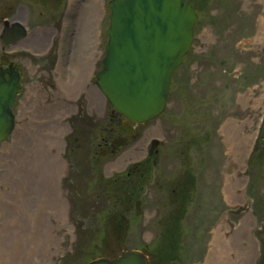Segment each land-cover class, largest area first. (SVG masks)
<instances>
[{"label":"rangeland","instance_id":"obj_1","mask_svg":"<svg viewBox=\"0 0 264 264\" xmlns=\"http://www.w3.org/2000/svg\"><path fill=\"white\" fill-rule=\"evenodd\" d=\"M109 1L100 0L93 27L101 61ZM188 1L199 8L197 22L191 47L172 75L167 106L114 153L105 145L115 121L103 96L97 100L87 87L80 91L76 85L51 92L50 103L59 101L55 106L66 125L59 151L64 218L58 195L48 202L39 191L43 182L38 170L23 165L22 139L5 142L0 156V264H48L51 259L53 264H88L128 250L143 252L150 264H201L212 228L222 220L238 226L246 214L254 222L253 264H264V0ZM80 3L34 0L28 7L36 24L55 30L61 48V40L79 37L73 15ZM251 93L260 99L254 111L240 103L242 95ZM74 104L79 108L75 115ZM89 111L94 115L88 118ZM251 114L253 131L257 126L259 131L250 150L244 151L234 132L235 150H229L225 123L246 121ZM27 121L26 114L23 129ZM152 140H158L156 163L144 150ZM143 162L145 168L135 172L133 165ZM228 178L240 185L242 202L226 201Z\"/></svg>","mask_w":264,"mask_h":264},{"label":"water","instance_id":"obj_2","mask_svg":"<svg viewBox=\"0 0 264 264\" xmlns=\"http://www.w3.org/2000/svg\"><path fill=\"white\" fill-rule=\"evenodd\" d=\"M108 37L95 85L111 109L136 125L164 112L172 75L193 41L197 12L188 0H111ZM19 78L0 77V142L13 127L10 111ZM123 140L114 142L115 148ZM158 145L154 140L151 150ZM154 163L157 153L154 154ZM140 203H135L136 213ZM88 264H149L139 250L117 258H98Z\"/></svg>","mask_w":264,"mask_h":264},{"label":"flooded vegetation","instance_id":"obj_3","mask_svg":"<svg viewBox=\"0 0 264 264\" xmlns=\"http://www.w3.org/2000/svg\"><path fill=\"white\" fill-rule=\"evenodd\" d=\"M33 1L0 0V77L6 83H10L12 77L19 78V89L13 96L10 106L13 127L7 138L0 142V153L2 148L5 150L7 140L15 141L26 135V128L23 129L22 125L25 123L29 102L34 96H38L45 107L59 104V101L50 103L52 99L50 94L53 89L58 91L64 88L63 85L80 86V91L87 87V93H92L97 100L102 96L95 85L96 75L101 70V60L100 42L95 39L94 31L92 30L86 41L72 38V41L66 40L63 43L61 40L63 47L60 48L56 46L55 30L44 27L45 24L42 26L36 24L28 7ZM53 96L58 97L57 92ZM41 100L40 105H42ZM75 105H72L74 115L79 109L76 110ZM88 113V118L94 115L93 111ZM110 116V120L115 121V126L109 129V137L105 145L114 153L143 125L131 123L112 109ZM121 139L123 143L113 150L114 142ZM153 141L150 142V146L148 144L147 151L146 147L144 149L146 157H151L152 163L155 153L158 158V145L151 150ZM2 154L3 152L0 155ZM133 166L135 172L137 170L139 172L145 168L146 162L136 163ZM140 183L139 181L138 184Z\"/></svg>","mask_w":264,"mask_h":264},{"label":"bare ground","instance_id":"obj_4","mask_svg":"<svg viewBox=\"0 0 264 264\" xmlns=\"http://www.w3.org/2000/svg\"><path fill=\"white\" fill-rule=\"evenodd\" d=\"M70 1L73 3L77 0ZM80 1L81 3L73 18H75L79 37L86 41L87 37L92 34L95 21L100 13V0H85L84 3L83 0ZM79 37L76 34V40ZM40 100L38 96H34L27 107L26 135L21 138L24 142L23 153L27 155V158L23 159V165L26 167L30 165L32 171L34 168L38 170L35 173H38L37 176L43 182L39 191L45 197L50 198L48 202L56 201L58 195L61 203L60 216L64 218L67 212V202L60 187L64 175V164L59 151L64 144L63 136L66 133V125L64 116L60 113V107L55 105L45 107L39 104ZM259 102L260 99L255 93L240 97V103L243 106H250L251 111H254V106ZM254 120V115L251 114L246 121L233 120L225 123L223 128L229 150H235V138L230 137L231 132L238 134L246 153L250 150L259 131V126H257V130L253 131ZM4 151L2 148L1 153ZM49 152L53 153L52 158H50ZM110 165L111 168L115 167V164ZM40 172H42L41 175ZM238 189H241L239 184L233 183L230 178L226 180L223 192L228 203L242 202L243 195L238 192ZM232 224L222 220L212 228L208 250L201 264H253L257 244L252 236L254 222L250 214L242 216L238 226ZM54 242L55 252L53 255L56 256L59 248L55 240ZM48 264H53V260L51 259Z\"/></svg>","mask_w":264,"mask_h":264},{"label":"trees","instance_id":"obj_5","mask_svg":"<svg viewBox=\"0 0 264 264\" xmlns=\"http://www.w3.org/2000/svg\"><path fill=\"white\" fill-rule=\"evenodd\" d=\"M193 1V0H192ZM201 1H204L205 3L207 2V1H211V0H201ZM192 6L194 7V9L196 10V11H198L199 10V8L197 7V6H195V3H194V1H193V4H192ZM262 142H263V140H262ZM166 232H168L167 231V229L165 230Z\"/></svg>","mask_w":264,"mask_h":264}]
</instances>
